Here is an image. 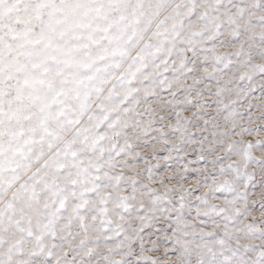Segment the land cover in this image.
Listing matches in <instances>:
<instances>
[{
    "label": "snow or ice",
    "instance_id": "snow-or-ice-1",
    "mask_svg": "<svg viewBox=\"0 0 264 264\" xmlns=\"http://www.w3.org/2000/svg\"><path fill=\"white\" fill-rule=\"evenodd\" d=\"M0 264H264V0H0Z\"/></svg>",
    "mask_w": 264,
    "mask_h": 264
}]
</instances>
